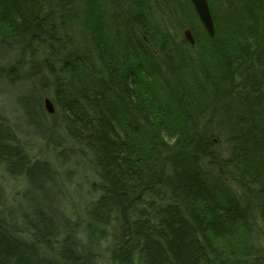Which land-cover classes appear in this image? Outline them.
I'll return each instance as SVG.
<instances>
[{
	"label": "trees",
	"instance_id": "trees-1",
	"mask_svg": "<svg viewBox=\"0 0 264 264\" xmlns=\"http://www.w3.org/2000/svg\"><path fill=\"white\" fill-rule=\"evenodd\" d=\"M108 1L0 0V89L32 130L0 118V165L24 182L9 206L0 186V264H264V0L247 2L251 21L183 41L197 60L141 0ZM211 114L217 137L199 126ZM55 133L48 147L95 177L85 227L24 139Z\"/></svg>",
	"mask_w": 264,
	"mask_h": 264
},
{
	"label": "rangeland",
	"instance_id": "rangeland-1",
	"mask_svg": "<svg viewBox=\"0 0 264 264\" xmlns=\"http://www.w3.org/2000/svg\"><path fill=\"white\" fill-rule=\"evenodd\" d=\"M140 2L142 5L144 4V9L141 10V12L144 14V19L145 20L150 19L154 23L155 28L159 29V27H161V29L166 30L169 34H171V36H174L176 38V41L178 42V44L176 45L177 48L176 50H179L183 57L185 56L188 57L191 53L193 59L197 60L198 52L196 50H192L189 53L188 49H186V47H183L184 46L183 41H186L184 36V30L186 29L191 30L194 40L196 37L195 35L197 36L200 35L204 30L190 0H141ZM247 2H249V0H210V2L207 0L209 10L214 22V27L216 28L215 25H217L218 27H220V25H231V26L239 25L238 23L242 24L245 17L247 20L251 21L252 20L251 18L255 13H253L249 7H248V12L245 11ZM116 3L117 1L115 0H111V1L109 0L107 2L108 9L112 10L113 6ZM123 12L126 11L124 10ZM125 15L126 16H123L122 19L128 21L129 19L128 13L126 12ZM257 16L258 15L256 13L254 18H256L257 21L258 20L261 21L262 18L259 16H258L259 18H257ZM247 24L250 26L252 25V23H247ZM261 34L264 35L263 23L261 25ZM174 37L172 38L175 39ZM263 38L264 37H262V39ZM151 49L154 52V54L157 55L159 58V60L156 61V65L160 67V69L169 76V81L174 80L175 78L171 76L173 75L176 76V74L173 73L172 71L164 70L165 68L160 62L161 60L160 54H158V52L155 50L154 47L151 46ZM263 49L264 46L258 50L259 54H262ZM252 54H254V52ZM256 60H257V52L253 58V61ZM187 65L188 64H186V66ZM152 68L154 69V67ZM237 91L239 93H243L240 87L238 88ZM258 91L264 92V83L258 89ZM5 95H6V91L3 88L0 89V118H4L8 120L12 124L13 123L19 124L24 129L25 133L31 132L32 130L26 126L28 125L27 119L24 117V115L20 114L17 108L15 107V102L13 97L5 96ZM239 98H243V97H239ZM240 100L241 99H238L237 101ZM52 105L54 108V113L57 114L58 109H56L53 103ZM261 105L255 104L252 111L257 116L256 119L258 124L260 125V130L263 131L264 104L261 103ZM44 110L46 109L44 108ZM247 113L249 114V112ZM178 122L179 124L177 125H180L182 123L180 121ZM216 122L217 120H213V115L211 114V117L206 116L205 118H202V120L199 123V126L201 125L200 129L201 127L202 128L204 127L203 129L209 135H213V137L214 136L217 137V135L214 134L216 132V131L214 132V129L217 126ZM56 133L54 135H51V138L47 140L46 143L40 138H38L37 140L30 138L24 134L23 135H24V139L27 140L26 143L29 145V148L31 150L30 151L31 156L34 159L38 158L48 162L53 167V169L58 172L59 180L61 183L60 185L64 190V195L66 198L65 199L66 210L72 217L78 219L76 221L79 222L82 227L83 226L85 227L87 220L86 217L87 213L85 214L83 210L87 208V205L91 204V202L94 200L95 193L93 189V184L95 183V177L91 169L87 167L86 164H88V162L86 159L84 161H79L78 163L73 161L65 164V162H69L71 160V151L64 150L63 152L60 153L58 157L60 150L48 147L49 144L53 145V143L55 142ZM18 135L19 138L23 139L22 135L20 134ZM59 135L60 136L62 135L60 131H59ZM24 139L22 142H24ZM228 185L230 188L236 189V186L232 185V182L229 183ZM0 186L6 194L8 206L9 204H12L13 198L19 192L24 190V182L22 180L16 181L11 179L7 175V173L3 170V167L1 165H0ZM48 190H50V188H48ZM262 246H264V240L262 242ZM95 249L96 251L98 250L97 248ZM99 249L103 254H106L105 253L107 252L106 247L100 246Z\"/></svg>",
	"mask_w": 264,
	"mask_h": 264
},
{
	"label": "water",
	"instance_id": "water-1",
	"mask_svg": "<svg viewBox=\"0 0 264 264\" xmlns=\"http://www.w3.org/2000/svg\"><path fill=\"white\" fill-rule=\"evenodd\" d=\"M198 17L199 20L201 21L204 29L208 33L210 37H214L215 35V29H214V23L212 20V16L207 4L206 0H190ZM184 36L185 40L190 44V45H195V40L194 37L191 33L190 30L186 29L184 31ZM45 109L48 114H53L54 113V108L53 105L50 101V99H45Z\"/></svg>",
	"mask_w": 264,
	"mask_h": 264
}]
</instances>
